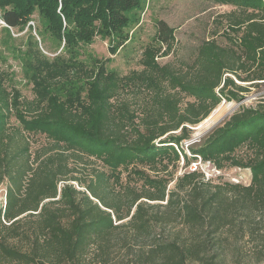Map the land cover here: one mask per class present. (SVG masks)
<instances>
[{
  "label": "trees",
  "instance_id": "16d2710c",
  "mask_svg": "<svg viewBox=\"0 0 264 264\" xmlns=\"http://www.w3.org/2000/svg\"><path fill=\"white\" fill-rule=\"evenodd\" d=\"M143 1L0 0V44H11L19 55L34 92L32 101H24L13 86L14 78L9 82L8 74L0 71V186L7 183L6 205L0 209V262L79 264L92 246L105 252L115 231H130L135 239L147 237L153 234L155 222L165 223L174 212L204 233L191 245L161 241L158 248L165 255L161 264H189V260L215 264L214 258L221 257L220 251L211 258L208 252L212 246L222 248L211 236L231 220L227 190L220 184L202 190L197 169L178 177L172 189L168 180L154 178L142 188L121 185L113 197L108 188L118 179L115 174L122 163L157 164L166 154L178 158L174 144L190 139L192 127L223 100L240 101L251 86L264 84V0H213L236 7L225 14L228 43L204 39L196 57L178 67L156 60L158 53L168 54L175 43L174 29L165 24L157 34L159 45L145 48L140 72L122 77L109 68L111 57L81 59L83 46L97 38L111 39L112 55L125 48L130 39L129 14L142 8ZM25 27L30 44L20 50L10 29ZM46 33L57 44L52 56L43 48ZM127 80L141 90L139 113L126 102L117 107L113 103ZM186 96L191 99L184 102ZM261 100L257 106L235 111L202 142L189 144L192 153L213 160L222 153L229 159L237 145L252 143L256 154L249 164L251 183L227 185L238 192L234 199L255 214L257 224L264 222ZM12 115L19 122L14 127ZM36 134H44L49 142L32 151L30 135ZM85 158L100 160L107 168L95 171L86 185L89 193L72 183L83 184L75 171ZM260 216L263 219H257ZM248 233L254 234L255 227H249ZM260 236L259 252L264 256V229Z\"/></svg>",
  "mask_w": 264,
  "mask_h": 264
},
{
  "label": "rangeland",
  "instance_id": "374dc122",
  "mask_svg": "<svg viewBox=\"0 0 264 264\" xmlns=\"http://www.w3.org/2000/svg\"><path fill=\"white\" fill-rule=\"evenodd\" d=\"M234 9H236L234 5L219 4L213 0H144L142 8L133 10L129 14L132 20L127 27L130 39L125 48L112 55L108 51L111 39L97 38L92 44L83 46L80 57L86 61H89L90 57L96 56L111 57L108 63L109 68L116 69L122 77L140 72L144 68L142 57L145 48L150 45H159L157 34L161 29H164L165 24L166 28L174 29L176 39L172 50L166 55H163L161 51L156 60L160 65L169 64L178 67L196 57L197 46L204 39L215 38L219 43H228L225 35L227 29L225 14ZM1 23L3 24L0 20V35L2 32ZM33 24L37 25L35 21ZM27 31V27L19 31L10 29L12 35L16 37L13 42L17 49H25L30 44ZM4 33L7 34L6 31ZM32 33L36 35L38 31L33 29ZM43 38L46 40L43 43L45 52L50 56L57 54L54 53L57 47L56 41L47 33L44 34ZM46 44L50 46L51 51ZM160 44L166 45L163 42ZM0 71L8 74L7 81L9 82L14 78L13 86L20 90L21 98L24 101L34 99L33 84L23 72L20 57L12 49L11 44L8 46L0 44ZM125 82L113 98V103L117 107L119 103L126 102L131 110L139 113L143 107L141 90L132 81L127 80ZM250 89L241 103L237 100H223L207 118L192 127L190 139L183 140L180 145L174 144L179 155L178 158L175 155L166 154L158 160L159 162L157 161V164L150 161L122 163L116 170L115 177L118 179L111 183L108 188L109 196L113 197L118 194L115 191L122 189L121 185L128 184L142 188L145 181L154 178L168 180V189H172L178 177L194 169L199 172L196 180L203 184L202 190L214 189L217 184L224 186L227 190L226 203L231 220L223 230L211 236L212 241L217 243L219 241L222 244V248L212 246L208 252L209 258L217 255L219 251L222 253L221 257L214 258L215 264H264V256L259 252L263 244L260 231L264 229V222L255 223V214H250V210L244 203L234 199L238 192L235 193L234 188L227 185L228 183L232 185H249L251 183L253 170L249 164L255 157L256 151L252 143L244 141L230 151L229 159H225V155L223 156L222 153L218 158L212 160V158H205L202 155L192 153L189 144L202 142L215 127L222 124L241 107L257 106L259 98H264V84L251 86ZM190 99L191 97L186 96L184 102ZM261 101L264 105V100ZM18 123L16 117L12 115L11 127L17 126ZM30 139L32 151H35L45 142H49L44 134L30 135ZM230 152H227V155ZM232 159L240 160L243 164H234ZM84 160L86 161L76 166L75 171V175L80 178L83 184L81 185L78 180L72 181V183L82 192L89 193L86 185L94 179L95 171L97 169L107 171V168L100 160L93 158L90 160L85 158ZM6 187V182L0 186V209L6 205ZM257 219H263V217L260 216ZM155 223L153 234L143 238L135 239L130 231L124 229L115 231L105 252L96 246H92L87 250L79 264H161L165 257L164 252L158 248L161 241L176 240L181 245H191L195 244L200 235L204 233L199 227L186 225L180 217L176 216V212L167 218L165 223L159 224L160 221ZM249 227H255L254 234L248 233ZM153 248L158 249L154 253L155 260H151ZM0 264L10 263L0 262ZM189 264L203 263L199 260H189Z\"/></svg>",
  "mask_w": 264,
  "mask_h": 264
},
{
  "label": "water",
  "instance_id": "95a60500",
  "mask_svg": "<svg viewBox=\"0 0 264 264\" xmlns=\"http://www.w3.org/2000/svg\"><path fill=\"white\" fill-rule=\"evenodd\" d=\"M244 99H245V98H243L242 100H240V102H239V103H241L242 101H244ZM197 137H199V135H197ZM195 139H196V138H195Z\"/></svg>",
  "mask_w": 264,
  "mask_h": 264
},
{
  "label": "built area",
  "instance_id": "2783aa9c",
  "mask_svg": "<svg viewBox=\"0 0 264 264\" xmlns=\"http://www.w3.org/2000/svg\"><path fill=\"white\" fill-rule=\"evenodd\" d=\"M2 21V20H1ZM3 22V21H2Z\"/></svg>",
  "mask_w": 264,
  "mask_h": 264
}]
</instances>
